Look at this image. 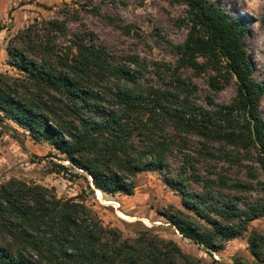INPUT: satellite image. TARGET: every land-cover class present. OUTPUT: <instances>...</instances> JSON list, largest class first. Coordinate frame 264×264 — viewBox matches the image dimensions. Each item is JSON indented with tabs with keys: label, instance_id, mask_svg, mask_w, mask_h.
Segmentation results:
<instances>
[{
	"label": "trees",
	"instance_id": "16d2710c",
	"mask_svg": "<svg viewBox=\"0 0 264 264\" xmlns=\"http://www.w3.org/2000/svg\"><path fill=\"white\" fill-rule=\"evenodd\" d=\"M178 1L185 40L154 30L167 62L101 43L86 18L100 15L95 8L65 4L56 17L35 19L7 45L14 73H0V129L23 148L27 138L47 143L106 195L132 196L140 174L159 172L182 208L158 213L183 238L210 256L246 238L250 258L219 264H264V232L250 230L264 217V84L244 42L249 22L212 0ZM104 20L141 38L135 24ZM231 83L234 97L217 103ZM132 224L136 236L125 237L79 197L12 178L0 185V264H206Z\"/></svg>",
	"mask_w": 264,
	"mask_h": 264
},
{
	"label": "rangeland",
	"instance_id": "374dc122",
	"mask_svg": "<svg viewBox=\"0 0 264 264\" xmlns=\"http://www.w3.org/2000/svg\"><path fill=\"white\" fill-rule=\"evenodd\" d=\"M212 1L231 18H245L249 22V34L244 42L254 65L255 78L264 84V25L261 23L264 0ZM65 4L97 9L99 16L88 14L86 18L100 42L117 52L139 55L148 62L170 60L169 50L165 46H156L155 42L158 40L154 36V30L173 44H181L188 33L185 8L178 0H0V24L3 26L0 31V73H14L8 64L9 40L35 19L56 17ZM105 15L135 24L141 38L137 34L123 35L119 29L104 20ZM196 81L202 97L206 96L208 88L205 81L202 78H197ZM235 94L236 86L231 83L218 95L216 102L227 103ZM260 111L264 118V98L260 103ZM11 125L17 127L12 123ZM59 164L65 165V170L57 172L59 168L56 165ZM12 178L52 188L60 198L79 197V200L99 215L105 226L120 229L125 237L136 236L132 223L154 228L160 237L175 241L185 253L203 259L206 264H219L220 259L231 263L237 254L251 257L246 238L228 242L215 256L208 255L183 238L158 213L169 205L181 209L182 200L156 171L139 175L137 188L132 196L120 193L115 196L106 195L94 188L88 175L72 168L67 162L60 161L58 152L47 143H36L27 138L23 148L9 133L0 129V185ZM252 229L264 232V217L252 222L250 230Z\"/></svg>",
	"mask_w": 264,
	"mask_h": 264
}]
</instances>
